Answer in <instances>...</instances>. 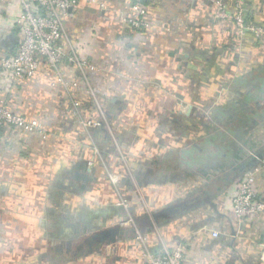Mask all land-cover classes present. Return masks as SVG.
Wrapping results in <instances>:
<instances>
[{
	"label": "crops",
	"instance_id": "obj_1",
	"mask_svg": "<svg viewBox=\"0 0 264 264\" xmlns=\"http://www.w3.org/2000/svg\"><path fill=\"white\" fill-rule=\"evenodd\" d=\"M103 1L63 20L65 48L93 66L84 76L68 62L67 88L44 63L34 79L0 76V99L40 124L0 132V264H142L146 250L177 246L182 264H264V213L238 222L227 201L249 174L264 199V39L237 41L214 0H152L135 31L130 0ZM245 2L264 26V0ZM19 13L0 3V58ZM189 76L199 95L221 96L207 125L174 110ZM70 92L99 127L76 128Z\"/></svg>",
	"mask_w": 264,
	"mask_h": 264
},
{
	"label": "built area",
	"instance_id": "obj_2",
	"mask_svg": "<svg viewBox=\"0 0 264 264\" xmlns=\"http://www.w3.org/2000/svg\"><path fill=\"white\" fill-rule=\"evenodd\" d=\"M152 0H130L131 15L124 16L123 22L130 30H140L146 26V3ZM20 5V13L15 21L19 41L14 50L0 58V76L11 83L38 76L40 66L44 63L53 72L55 78L51 86L68 87L62 72V64L69 60L80 75L85 69L93 66L87 60L79 57L75 50L66 45L63 20L72 17L81 3L105 5L103 0H0V3ZM228 0H214L213 18L229 21L235 27L237 36L241 39L247 34L255 38H264V26L247 20L244 0H233L234 9L227 7ZM75 104H77L75 102ZM81 120V119H80ZM85 127H99L100 122L81 120ZM3 126H16L26 132L40 128L36 120H29L23 115L11 111L4 100L0 99V132ZM114 181V177L112 179ZM254 175H245L236 181L227 198L228 208L234 218L240 222L245 218L264 213V199L259 195ZM124 204L125 202H120ZM127 219L126 221H128ZM125 221V222H126ZM146 261L142 264H182L183 246L175 248L161 247L146 250Z\"/></svg>",
	"mask_w": 264,
	"mask_h": 264
},
{
	"label": "rangeland",
	"instance_id": "obj_3",
	"mask_svg": "<svg viewBox=\"0 0 264 264\" xmlns=\"http://www.w3.org/2000/svg\"><path fill=\"white\" fill-rule=\"evenodd\" d=\"M229 6L230 7L232 6V7L230 8ZM227 7L230 11H232L234 9L233 0H231V3H227ZM235 39H237V41H240V38L237 35H236ZM65 62L70 63L69 60H66L63 62V64ZM63 64H62V66H63ZM198 82H199V78L195 77V76H193V77L189 76L188 78L185 79V81L183 80V86L181 87V89L183 92H185L184 94H185L186 100L181 101L180 103L176 104L177 109L174 108V110H176V112H178L177 110L182 112L181 114L183 115V117H184V113L185 114L190 113V117H194V116L199 117L201 119L200 122L204 125H207L205 123L207 121H212L211 117L217 115V114L212 115L209 112L213 108V106H217L218 104H220L219 99L221 98V96H220V94H217L215 96V98H217V99L212 101L210 98L211 95H208L206 93H203V95H199L197 93L198 87L196 86L198 84ZM53 88H56V87H53ZM71 93L72 92H70V94ZM76 94H78V93H76ZM71 95H73L75 98L72 97V102H69V104H70L69 113H70L71 118L73 119V122L76 124V128H78L79 125L84 129L92 128L91 126L90 127L83 126L81 120L91 121V122H99L100 116L98 114H96V112H95L96 109L94 110L93 107L90 106V104H88L90 106L88 108H85V109L81 108L80 102L76 98V95H74L73 93ZM75 102L77 104H75ZM197 104H198V106H200L199 107L200 109L195 107ZM197 110H198V112H197ZM191 113H192V115H191ZM95 114H96V117H95ZM181 129L184 131L185 126L183 125L181 127ZM77 131L78 130L76 129L74 132V136H76ZM69 143L71 145L73 144L71 142H69ZM71 147L73 149H75V146L74 147L71 146ZM108 175H109L110 179H113L114 175H111V174H108ZM115 179L116 178L114 177V180Z\"/></svg>",
	"mask_w": 264,
	"mask_h": 264
},
{
	"label": "water",
	"instance_id": "obj_4",
	"mask_svg": "<svg viewBox=\"0 0 264 264\" xmlns=\"http://www.w3.org/2000/svg\"><path fill=\"white\" fill-rule=\"evenodd\" d=\"M18 41H19V37H17V40H15V45L10 46L8 48V51H11L13 49V47L17 45ZM258 156L261 157V155H258ZM247 167L249 168V166H247ZM80 178L85 180L87 177L84 174H80ZM126 220H127V218H123L120 222H125ZM119 233H121V231L119 229V225L118 226L115 225L114 227L103 231L102 237L103 238H109L110 240L114 241L113 237L116 236Z\"/></svg>",
	"mask_w": 264,
	"mask_h": 264
},
{
	"label": "trees",
	"instance_id": "obj_5",
	"mask_svg": "<svg viewBox=\"0 0 264 264\" xmlns=\"http://www.w3.org/2000/svg\"><path fill=\"white\" fill-rule=\"evenodd\" d=\"M150 2V1H149ZM244 3H245V5H246V2H245V0H244ZM246 7H247V5H246ZM246 14H247V20H249V22H252V23H254V21H253V16H251V12H250V10H247L246 9ZM229 22V21H228ZM232 23V22H231ZM236 30H235V33H234V36L236 37ZM234 37V38H235ZM246 37L248 38V37H250L251 39H254V40H256V41H259V40H261V39H259V38H255L254 36H252L251 34H247L246 35ZM264 39V38H263ZM258 190H259V188H258ZM260 195V194H259ZM261 196V195H260Z\"/></svg>",
	"mask_w": 264,
	"mask_h": 264
}]
</instances>
